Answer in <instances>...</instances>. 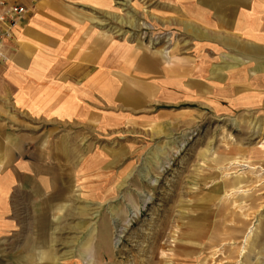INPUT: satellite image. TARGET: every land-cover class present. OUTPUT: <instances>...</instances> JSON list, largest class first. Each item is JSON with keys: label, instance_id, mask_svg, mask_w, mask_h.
<instances>
[{"label": "crops", "instance_id": "1", "mask_svg": "<svg viewBox=\"0 0 264 264\" xmlns=\"http://www.w3.org/2000/svg\"><path fill=\"white\" fill-rule=\"evenodd\" d=\"M147 1L169 51L117 36L135 25L115 0H0L27 10L0 51V264H55L56 220L114 199L144 145L203 115L264 116V0ZM78 142L100 147L74 159Z\"/></svg>", "mask_w": 264, "mask_h": 264}, {"label": "rangeland", "instance_id": "2", "mask_svg": "<svg viewBox=\"0 0 264 264\" xmlns=\"http://www.w3.org/2000/svg\"><path fill=\"white\" fill-rule=\"evenodd\" d=\"M115 5L135 25L122 24L117 36L170 50V36L149 21V1ZM47 127L42 135L66 133ZM67 146L75 159L100 144ZM118 162L114 199L91 206L84 198L72 217L56 220L55 264H264V116L203 115L178 135L144 145L136 159ZM111 172L74 177L72 186L89 180L106 187Z\"/></svg>", "mask_w": 264, "mask_h": 264}, {"label": "built area", "instance_id": "3", "mask_svg": "<svg viewBox=\"0 0 264 264\" xmlns=\"http://www.w3.org/2000/svg\"><path fill=\"white\" fill-rule=\"evenodd\" d=\"M49 1V0H47ZM27 14V10L20 5L2 4L0 8V51L4 42L10 39L14 28Z\"/></svg>", "mask_w": 264, "mask_h": 264}, {"label": "bare ground", "instance_id": "4", "mask_svg": "<svg viewBox=\"0 0 264 264\" xmlns=\"http://www.w3.org/2000/svg\"><path fill=\"white\" fill-rule=\"evenodd\" d=\"M250 236V235H249ZM119 242H117V244H118Z\"/></svg>", "mask_w": 264, "mask_h": 264}]
</instances>
